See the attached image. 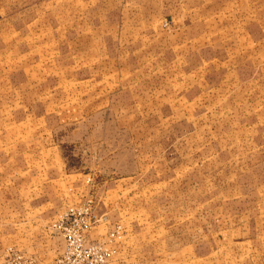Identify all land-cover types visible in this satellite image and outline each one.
<instances>
[{"label":"crops","instance_id":"obj_1","mask_svg":"<svg viewBox=\"0 0 264 264\" xmlns=\"http://www.w3.org/2000/svg\"><path fill=\"white\" fill-rule=\"evenodd\" d=\"M28 3L30 50L14 60L25 88L5 106L40 122L64 102L56 124L103 114L120 131L93 154L120 160L94 172L109 176L97 211L108 218L87 239L127 228L107 264H208V234L214 264H264V0ZM83 175L58 145L0 151V246L58 256L52 225L85 197Z\"/></svg>","mask_w":264,"mask_h":264},{"label":"rangeland","instance_id":"obj_2","mask_svg":"<svg viewBox=\"0 0 264 264\" xmlns=\"http://www.w3.org/2000/svg\"><path fill=\"white\" fill-rule=\"evenodd\" d=\"M4 1L5 0H0V137H21L23 141L19 143L15 141L9 144L0 142V151L3 149L6 150L8 145L13 149H18V145H27L29 149L35 145H40L46 146L48 150L49 147L58 145L67 161L68 168L74 169L75 171L80 170L87 174L83 175V178H85L84 183L86 184L85 197L78 205L92 198L95 211L98 214V203L100 202L102 184L104 185L107 182L106 179L109 176L107 172L103 170L94 173L96 171L95 166L101 168L105 165L113 169V166L117 162H120V160H115L113 157L111 158L112 153L109 152L111 148L106 151L104 156L102 155L103 158L98 159L99 156H93L94 151H97L99 146H101V144L95 142H102L104 137H119L120 131L115 126L104 125L102 122L107 116L103 114H99L95 117V120H93L95 125L93 126H88L86 123L83 125L56 124L53 109L64 102H55L48 106L46 112L42 114L40 122L37 116L38 113L34 110H28L26 112L17 109L7 110L5 106L7 102L12 101L14 96H20L22 90L25 88L23 84L24 79L20 76V73L17 72V70L21 69V67H19L21 63L19 61L14 63V60L28 55L27 53H29L30 50L31 40L28 38V28V31H24L23 29L24 16L21 13L25 7H29L28 0H12L14 3L11 4V6L15 7V12H11L10 14H7L8 8L4 4L6 1ZM169 24V21L163 22L164 27H168ZM58 97L60 98V96L56 98ZM52 98L55 99V96ZM108 119L105 120V124ZM123 134L127 135V133ZM43 136H46V142L37 143L36 141V144L32 143L33 140H38V137L42 138ZM93 162H95V165H92ZM145 162L146 166L149 167L150 161L145 160ZM148 180H150V178ZM148 194H150L149 190ZM78 205L73 204L72 206ZM106 216L108 218L107 214ZM124 227L127 233V228L125 225ZM3 241L4 240H1V243H3ZM205 245L208 252L207 263L214 264L216 256L213 253L214 247L217 246V242L212 234H208ZM18 246L19 245L11 244H7L3 248L0 246V264H5L7 259L6 254L10 248L20 250L26 255H33L43 262H49L56 257V255H53L41 258L35 254L24 251ZM202 246L203 243L201 240V247Z\"/></svg>","mask_w":264,"mask_h":264},{"label":"built area","instance_id":"obj_3","mask_svg":"<svg viewBox=\"0 0 264 264\" xmlns=\"http://www.w3.org/2000/svg\"><path fill=\"white\" fill-rule=\"evenodd\" d=\"M107 220L95 211L92 198L83 204L71 206L53 223L52 228L63 237V249L49 262H43L33 255L10 248L5 264H107L116 254L126 229L115 223L107 236L99 240H88L87 232L98 222Z\"/></svg>","mask_w":264,"mask_h":264}]
</instances>
